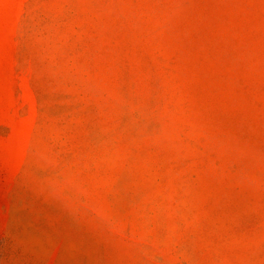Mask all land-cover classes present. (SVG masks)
Masks as SVG:
<instances>
[{
    "label": "rangeland",
    "instance_id": "obj_1",
    "mask_svg": "<svg viewBox=\"0 0 264 264\" xmlns=\"http://www.w3.org/2000/svg\"><path fill=\"white\" fill-rule=\"evenodd\" d=\"M0 264H264V0H0Z\"/></svg>",
    "mask_w": 264,
    "mask_h": 264
}]
</instances>
